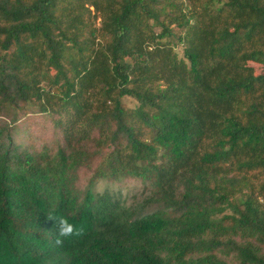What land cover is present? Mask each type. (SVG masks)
I'll return each mask as SVG.
<instances>
[{
	"label": "trees",
	"instance_id": "1",
	"mask_svg": "<svg viewBox=\"0 0 264 264\" xmlns=\"http://www.w3.org/2000/svg\"><path fill=\"white\" fill-rule=\"evenodd\" d=\"M252 63L264 0H0V264H264Z\"/></svg>",
	"mask_w": 264,
	"mask_h": 264
},
{
	"label": "clouds",
	"instance_id": "2",
	"mask_svg": "<svg viewBox=\"0 0 264 264\" xmlns=\"http://www.w3.org/2000/svg\"><path fill=\"white\" fill-rule=\"evenodd\" d=\"M49 218L55 221L57 229L56 243L62 244L67 238H80L85 234L83 227H78L65 216L49 214Z\"/></svg>",
	"mask_w": 264,
	"mask_h": 264
},
{
	"label": "rangeland",
	"instance_id": "3",
	"mask_svg": "<svg viewBox=\"0 0 264 264\" xmlns=\"http://www.w3.org/2000/svg\"><path fill=\"white\" fill-rule=\"evenodd\" d=\"M251 65L254 67L256 73H260V72H263V71H264V66H263V65H260V64H254V63H252ZM128 186H129V185H128ZM128 186H127V187H128ZM127 187H126V188H127ZM126 188L124 189V191H127V190H128V189H126ZM129 190L132 191V190H133V187H130Z\"/></svg>",
	"mask_w": 264,
	"mask_h": 264
}]
</instances>
